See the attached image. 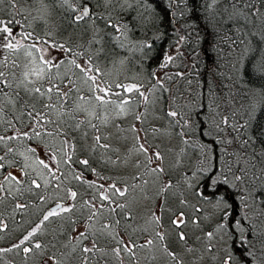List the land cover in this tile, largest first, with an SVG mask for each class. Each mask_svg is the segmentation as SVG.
I'll list each match as a JSON object with an SVG mask.
<instances>
[{
    "label": "snow or ice",
    "instance_id": "1",
    "mask_svg": "<svg viewBox=\"0 0 264 264\" xmlns=\"http://www.w3.org/2000/svg\"><path fill=\"white\" fill-rule=\"evenodd\" d=\"M36 2L41 7L32 16V5L24 9L18 0H0V5L7 3L14 10L11 18L0 19V206L15 201L13 215L26 211L30 205L21 200L25 192L35 194L41 204L51 200L52 206L8 247H0V262L15 253L25 262L37 258L38 264H99L98 257L108 256L120 264L125 256L129 264H139L137 252L147 250L152 260L160 257L170 264H200L205 259L213 264H264V149L238 156L235 166L226 160L221 169L213 164L209 171L207 149L201 145L198 166L190 161L185 166L187 148L193 147L191 116L172 104L162 117L154 114L160 100L156 93L167 91L166 77L153 72L147 84L138 73L119 79L132 53L152 47L133 39L141 27L152 24L148 0ZM172 2L178 5L180 0ZM55 8L79 29L78 35L74 31L58 40L59 29L48 28L40 35L34 28L28 30L27 17L23 23L15 19L16 12L27 11L34 22L47 27ZM205 8L226 16L251 37L249 64L264 76V0H208ZM117 48L129 55L121 58ZM54 50L59 55L53 56ZM173 59L166 53L159 67L166 68ZM161 118L168 121V128L149 123ZM221 123L227 126L228 118L216 122L218 131ZM201 127V135L211 132ZM150 136L153 140L175 136L184 147L166 163L173 150L153 143ZM94 163L102 170L130 167L132 182L106 177ZM88 171L95 179L86 177ZM205 175L207 183L201 180ZM73 185L86 186L92 195L81 202ZM229 186L241 189L244 214L239 218H230L227 198L218 195L221 187ZM42 189L56 193L41 194ZM138 199L151 204L139 227L130 223L134 219L130 205ZM165 213L180 252L171 247ZM213 219L211 230L201 227ZM121 220L124 234L118 230ZM56 223L59 227L52 229L50 240L37 239ZM189 225L200 230L195 244H189L184 230ZM129 229L146 238L133 240ZM7 230L0 213V234ZM230 236L239 244L234 239L229 248ZM101 238L114 246L102 248ZM189 255L190 262L185 259Z\"/></svg>",
    "mask_w": 264,
    "mask_h": 264
},
{
    "label": "trees",
    "instance_id": "2",
    "mask_svg": "<svg viewBox=\"0 0 264 264\" xmlns=\"http://www.w3.org/2000/svg\"><path fill=\"white\" fill-rule=\"evenodd\" d=\"M148 2L154 14L152 24L147 29L141 27L139 31L135 32L133 39L136 42L150 43L152 47L132 53L131 62L122 72L123 75H126L123 78L119 77V79L123 81L126 76L132 77L138 73L139 79L147 84L151 73L164 70L165 73L162 77L168 75L166 77L168 79L164 82L165 88L175 95L187 94L186 96L190 98L191 103H195L192 110L195 137L210 146L213 152L211 158L215 162L220 156L218 140L225 131L229 133V137L231 136L233 145L240 142L250 153L253 150L256 151L258 147L261 150L264 149V76L256 72L254 66L249 64L250 56L253 55L251 52L253 45L249 43L251 37L244 36L243 32L239 31L235 24L229 22L226 16L221 17L207 10L205 4L208 0H180L178 5L172 0H148ZM28 5H32V16L37 15L36 9L40 8L41 5L36 0H22V2L18 0L20 8L27 9ZM218 7L222 8L223 5ZM13 14L14 10L9 4L0 5V19L7 20ZM32 16H28L27 11L23 15L19 12L15 13V19L22 23L27 17L28 24L31 25L28 30L31 31L34 28L40 35H43L48 28H52L54 31L60 30V34L56 37L58 40H66L74 31L77 35L79 33V29L70 26L58 8L51 9L47 27L44 24L34 22ZM180 37L184 38L182 42H180ZM241 39L245 42L240 43ZM116 51L121 54V58L129 55L119 48ZM166 53L173 56L174 59L166 68H160L159 65ZM246 70L248 71L247 75H245ZM194 79L198 85L196 88L194 87ZM162 93L161 112L163 113L167 111L170 101L166 91ZM210 93L219 99L215 103L218 107L217 115L220 118H224L226 115L229 119L234 120L235 118L237 123L245 119L246 128L240 127L238 138L225 125H220L218 131L213 127L215 125L212 122L209 123L208 120L212 116L209 110ZM166 121L164 119V122ZM202 125L204 129L211 128V132L207 135H201ZM243 140L249 143L245 146ZM93 167H97V170L102 171L106 177L112 179L120 177V173L115 167L102 170L101 166L95 163ZM85 175L90 180L95 179L90 171L85 172ZM201 180L207 183V175L201 177ZM73 187L79 192L78 199L81 202L92 195V191L86 186L73 185ZM40 191L41 194L50 192L55 195L56 193L55 189H49L48 192H44L43 189ZM240 193L241 189L230 186L219 189L218 195L227 198L230 218L243 216L241 214ZM21 200L27 202L30 207L24 212L15 213V215L12 211V203L15 201L5 202L4 205L0 206V213L3 214L8 224L7 232L0 234L2 237L0 238V247H8L15 241L14 238L16 239L38 221L40 216L39 205L41 204L38 197L35 194L25 192ZM132 211L134 213V209ZM84 213L83 215L86 216L87 212ZM167 216H169L168 213H165L164 218ZM130 223L134 224L132 221ZM54 227H59V224H50L47 228V235L38 236L37 239L43 242L50 240ZM124 228L125 222L121 220L119 228L121 234H124ZM128 235L137 242L144 240L141 235L136 236V233H132L131 229H129ZM229 238L231 240L229 241V248H231L232 241L236 237L230 236ZM236 243L239 244L238 239H236ZM103 244H105L104 248L110 245L107 240ZM171 247L173 248V246ZM239 251L242 252L243 250L240 249ZM152 255L147 250L138 251L139 264H170L169 261L160 257L152 260ZM124 258L126 264H129V258L126 256ZM98 259L99 264H120L112 257H98ZM0 264H38V259L34 258L25 262L22 256L9 253ZM93 264L96 262L93 261Z\"/></svg>",
    "mask_w": 264,
    "mask_h": 264
},
{
    "label": "rangeland",
    "instance_id": "3",
    "mask_svg": "<svg viewBox=\"0 0 264 264\" xmlns=\"http://www.w3.org/2000/svg\"><path fill=\"white\" fill-rule=\"evenodd\" d=\"M20 2H22V0H20ZM52 54H53V56L59 55V53H57L55 50L53 51ZM164 73H165L164 70H160V71L156 72V74L158 76H161V77L164 75ZM125 75L126 74L123 75L121 73L119 75V77L123 78V76H125ZM166 77H168L167 74H166ZM166 79H168V78H165L164 82L166 81ZM195 82H196V79H194V87L196 88L198 85ZM166 93L169 95L168 97H169V101H170V103L168 104V107L170 104H172L179 111H181L182 115H190L191 119H192V116H193L192 110H193V105H195V103H191L190 98H187V96H186L187 94H176L175 95L174 93H172L168 90L166 91ZM162 94L163 93H159V92L156 93V95L158 97H160V100L158 101V104L156 105L157 107H156L155 113H154L155 115L161 116V117H162V114H161L162 113L161 112L162 103L161 102L163 101ZM216 101H219L218 97L214 96L213 93H210L209 94V102H210L209 103V105H210L209 110L212 113L210 120L212 121V123L214 125L216 124L217 121H221L223 119V118H220L219 115H217L218 107H217V104L215 103ZM213 117L215 118L214 120H213ZM224 117H227V116L225 115ZM210 120H208V121H210ZM228 121H229V124L225 127H227V129H230V131L233 132L234 136L236 138H238V130H240V127L246 128L245 119L243 121H240V123H237L235 118H234V120L232 118L231 119L228 118ZM192 122H193V120H192ZM149 123L153 126L168 128V121L164 122L163 118L156 119V120H150ZM220 125L223 126L222 123ZM213 127L216 128L215 126H213ZM169 131H171V129H169ZM191 131L193 132V136H192L193 147L187 148V157L185 160V166H187L189 161L191 162L192 165L198 166L197 165V157H200L202 159V156H203V153H201L199 151V148L201 145H203L207 149V154H208L207 164H208L209 171L211 170V167L213 164L216 165L218 170L221 169L226 160L229 163H232L233 166H235V159L238 156H241L244 153H250L248 150H246L244 148V145H241L240 142L238 144L233 145L232 140H231V136L229 137V133H227V131H225V133L223 135H221L220 139L218 140V151H219L220 156L216 159V162H215L211 158L213 152H212L210 146L208 144H206L205 142H202V141L196 139V137H195L196 132L194 131V128ZM149 140L152 141L153 143H159L161 145V147L165 150H167V149L173 150V154H169L166 156V163L171 162L174 159V154L178 153L181 147H184L183 145L180 144L179 139L175 136L164 137V138H161L159 140H153L152 137L150 136ZM221 141H223V142H221ZM228 141H231V143L229 144ZM243 141L245 142V140H243ZM259 150L261 151V149H259V147H258L256 149V151H259ZM117 169L120 173L119 174L120 177H117L116 180H121V181L127 180L129 183L132 182L131 176L134 173V169H132L130 167L129 168L119 167ZM223 170L227 171L226 168H223ZM181 171H182V169H181ZM17 174H19V173H17ZM172 176H173V179L175 180L177 178V172L173 171ZM197 182L199 183V181H197ZM90 196H88L86 199H88ZM129 199L131 200V197ZM192 202L195 203V200L193 199ZM51 205H52L51 201L48 202L47 204H40L39 205L40 215L43 211H45ZM130 206L132 209H134V214H135L134 219L132 221V223H134L133 225L136 224L137 227L143 226V224H144L143 217L146 216V213L148 212L149 208L151 207L150 202L145 201L143 199H138V200H136L135 203L131 204ZM171 206L174 207V204ZM188 211H189V213H191V209H188ZM83 214H85V213H83ZM241 214L242 215L244 214L242 204H241ZM168 218H169V216H167V218H163V219H164L165 227L168 229V232L170 234V238L172 240L171 246H173V250L180 252L181 249L175 243L174 234H172V230H169L171 228L168 226ZM214 224H215V219H213L212 221H204L202 223L201 227L204 228V230H211V226H214ZM185 229L184 230L188 233V236H189V244H195V237H196V235L200 234V230L195 228V226H192V225H189ZM118 230L120 231V229H118ZM140 235L144 239L146 238L143 234L138 233V232L136 233V236H140ZM16 239L14 238L13 240H16ZM227 239H228V247H229V241H231V240L229 237ZM104 241H105L104 238L100 239V244H102L103 248L105 245V244H103ZM107 242H109L110 245L109 246L107 245V247L105 249H109L112 246H114V242H112V241H107ZM110 257L111 256H108V258H110ZM185 259H186V261L190 262L192 260V257L189 255V256H186ZM123 264H126L125 258H123ZM200 264H213V262L210 259H205V260L201 261Z\"/></svg>",
    "mask_w": 264,
    "mask_h": 264
},
{
    "label": "water",
    "instance_id": "4",
    "mask_svg": "<svg viewBox=\"0 0 264 264\" xmlns=\"http://www.w3.org/2000/svg\"><path fill=\"white\" fill-rule=\"evenodd\" d=\"M52 206V205H51Z\"/></svg>",
    "mask_w": 264,
    "mask_h": 264
}]
</instances>
